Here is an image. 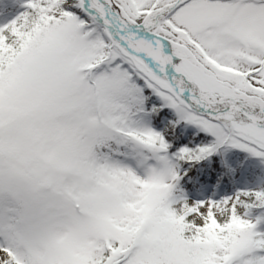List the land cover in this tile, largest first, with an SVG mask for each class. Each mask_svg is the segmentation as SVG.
Listing matches in <instances>:
<instances>
[{
    "label": "snow or ice",
    "instance_id": "1",
    "mask_svg": "<svg viewBox=\"0 0 264 264\" xmlns=\"http://www.w3.org/2000/svg\"><path fill=\"white\" fill-rule=\"evenodd\" d=\"M0 17V264H264V188L213 160L264 159V0Z\"/></svg>",
    "mask_w": 264,
    "mask_h": 264
},
{
    "label": "rangeland",
    "instance_id": "2",
    "mask_svg": "<svg viewBox=\"0 0 264 264\" xmlns=\"http://www.w3.org/2000/svg\"><path fill=\"white\" fill-rule=\"evenodd\" d=\"M21 2H23V0H21ZM246 173H247V169L244 170L241 173V176L237 179L236 181L237 188L234 190L228 191L227 186H223V187L219 186V188L217 189V198L223 197V196H231L235 192L240 191V190H256V189L264 188V175L258 176V178L255 181H246L245 179ZM207 195H211V192L207 193Z\"/></svg>",
    "mask_w": 264,
    "mask_h": 264
},
{
    "label": "trees",
    "instance_id": "3",
    "mask_svg": "<svg viewBox=\"0 0 264 264\" xmlns=\"http://www.w3.org/2000/svg\"><path fill=\"white\" fill-rule=\"evenodd\" d=\"M4 20H6V17H0V22H3ZM223 150L224 149H221V151L219 152V153H217V154H215V156L213 157V160L215 161V160H218V161H220V163H221V166H222V168H223V175H222V179L224 180V181H230L231 182V178H230V176H229V173H230V171H231V169L232 168H237V169H239L240 168V166H242L243 165V163L245 162V158L246 159H250V157L248 156V155H246L245 153H241V156H235V153H234V151H232V149H228L227 151H225L224 153H223ZM228 155H227V154ZM231 154H234V156L235 157H237V159H238V164L237 165H235V166H233V165H231V163L230 162H228V160H227V157L229 156V155H231ZM233 156V155H232Z\"/></svg>",
    "mask_w": 264,
    "mask_h": 264
}]
</instances>
